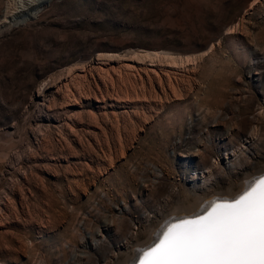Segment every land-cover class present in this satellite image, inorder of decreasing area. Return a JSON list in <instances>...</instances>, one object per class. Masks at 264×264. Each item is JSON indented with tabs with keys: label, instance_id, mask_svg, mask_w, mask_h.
Wrapping results in <instances>:
<instances>
[{
	"label": "rangeland",
	"instance_id": "rangeland-1",
	"mask_svg": "<svg viewBox=\"0 0 264 264\" xmlns=\"http://www.w3.org/2000/svg\"><path fill=\"white\" fill-rule=\"evenodd\" d=\"M263 167L264 0H0V264H128Z\"/></svg>",
	"mask_w": 264,
	"mask_h": 264
},
{
	"label": "snow or ice",
	"instance_id": "snow-or-ice-1",
	"mask_svg": "<svg viewBox=\"0 0 264 264\" xmlns=\"http://www.w3.org/2000/svg\"><path fill=\"white\" fill-rule=\"evenodd\" d=\"M134 264H264V174L237 195L163 225Z\"/></svg>",
	"mask_w": 264,
	"mask_h": 264
},
{
	"label": "bare ground",
	"instance_id": "bare-ground-1",
	"mask_svg": "<svg viewBox=\"0 0 264 264\" xmlns=\"http://www.w3.org/2000/svg\"><path fill=\"white\" fill-rule=\"evenodd\" d=\"M153 53L155 54V57H156V54H157L158 52H153ZM159 54H160V53H159ZM159 54H157V56H158ZM162 54H163V57H164V58H167L168 60H169V59H170V60H173V59H174L173 57H175V56H173L172 54H168V53H163V52H162L160 55H162ZM147 55H148V54H147ZM150 55H151V54H150ZM148 56H149V55H148ZM148 56H147V57H148ZM150 57H152V55H151ZM150 57H148V58H150ZM165 60H166V59H165ZM174 62H176V60H174ZM231 149H232V148H231ZM263 173H264V167L261 168V169L258 171L257 176L260 175V174H263ZM158 174H160V172H158ZM253 177H255V176L253 175L251 178H248V179L246 180V182H249ZM245 185H246V184H245ZM245 185L242 183V184L239 186V188H238V190H237L236 192H234L232 188H229V189H232V191H231L230 193H228V195H229L230 197H223V196H222V197H216V196H214V197H212L210 200H208V201H204V203L202 204V207H203V208H201L199 211H198V209H199V205H200L201 199H200L198 202H196L195 207H194V208H195L194 210H187L186 215H180V214H178V215H175V216H174V215L170 216L166 221L163 222L164 224H161V225H160V227L158 228V230L155 232L153 238H151V239H152V242H150V243H148V244H146V245H142V246H140L139 249H142V248H144V247H146V246L152 244V243L155 241L156 237L160 234V231H161V229H162V226L165 225V224L168 223V222H173V221H174V218H178V217H187V216H191V215H195V214H197V213H200L202 210H204V209H205V208H206V207H207V206L213 201V199H218V198H231V197L237 195L240 191H242L243 188L245 187ZM125 209L127 210L126 207H125ZM195 210H197V212H194ZM150 241H151V240H150ZM99 243H100L99 239L94 241V245H98ZM139 249H138V250H139ZM136 256H137V251H136L135 254L131 255V257H129L128 260H127L126 262H128V264H132V263L135 261Z\"/></svg>",
	"mask_w": 264,
	"mask_h": 264
}]
</instances>
